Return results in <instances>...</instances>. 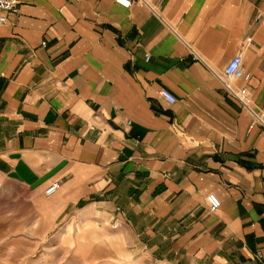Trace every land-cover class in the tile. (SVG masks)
<instances>
[{
	"label": "crops",
	"instance_id": "crops-1",
	"mask_svg": "<svg viewBox=\"0 0 264 264\" xmlns=\"http://www.w3.org/2000/svg\"><path fill=\"white\" fill-rule=\"evenodd\" d=\"M130 1L18 0L0 176L47 197L80 261L264 264V127L222 81L241 55L264 112V0Z\"/></svg>",
	"mask_w": 264,
	"mask_h": 264
},
{
	"label": "rangeland",
	"instance_id": "rangeland-1",
	"mask_svg": "<svg viewBox=\"0 0 264 264\" xmlns=\"http://www.w3.org/2000/svg\"><path fill=\"white\" fill-rule=\"evenodd\" d=\"M50 219L45 195L0 176V264H145L80 261L73 240L63 236V223L54 226ZM70 233L75 237L79 230Z\"/></svg>",
	"mask_w": 264,
	"mask_h": 264
},
{
	"label": "built area",
	"instance_id": "built-area-1",
	"mask_svg": "<svg viewBox=\"0 0 264 264\" xmlns=\"http://www.w3.org/2000/svg\"><path fill=\"white\" fill-rule=\"evenodd\" d=\"M124 5H129L130 0H117ZM18 12V0H0V25L5 24L8 20V15L16 14ZM149 58L145 55V59ZM250 74L247 73L242 65L241 55H234L229 62L226 64L223 74L222 81L224 83L226 91L236 98L239 103L251 113L254 122L260 124L264 127V112L256 111L253 108V102L246 85H236L235 81L243 80L244 82L249 81ZM157 95L163 98L167 103L174 104L176 102V97L166 88H161L157 91ZM59 181L51 182L45 189L46 195H53L59 189ZM205 200L208 206V210L211 213L216 212L221 205L219 198L209 193L205 196ZM257 257H261L260 253H257Z\"/></svg>",
	"mask_w": 264,
	"mask_h": 264
}]
</instances>
